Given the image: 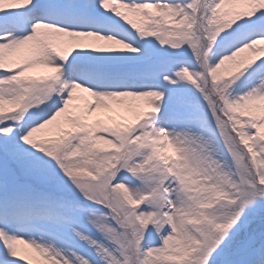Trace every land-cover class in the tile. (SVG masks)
Masks as SVG:
<instances>
[{
    "label": "snow or ice",
    "instance_id": "obj_1",
    "mask_svg": "<svg viewBox=\"0 0 264 264\" xmlns=\"http://www.w3.org/2000/svg\"><path fill=\"white\" fill-rule=\"evenodd\" d=\"M0 264H264V0H0Z\"/></svg>",
    "mask_w": 264,
    "mask_h": 264
}]
</instances>
